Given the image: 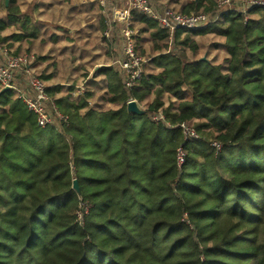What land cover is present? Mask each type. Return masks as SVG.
<instances>
[{
	"label": "trees",
	"instance_id": "obj_1",
	"mask_svg": "<svg viewBox=\"0 0 264 264\" xmlns=\"http://www.w3.org/2000/svg\"><path fill=\"white\" fill-rule=\"evenodd\" d=\"M169 1L218 18L172 32L134 9L136 49L150 42L156 54L132 87L114 64L77 96L38 73L54 118L41 127L0 86V264H264V5ZM2 5L0 45L40 33L18 0ZM204 34L224 61L188 55ZM97 90L107 106L93 103ZM131 99L148 100L145 113L128 111ZM183 122L198 136L186 137Z\"/></svg>",
	"mask_w": 264,
	"mask_h": 264
},
{
	"label": "rangeland",
	"instance_id": "obj_2",
	"mask_svg": "<svg viewBox=\"0 0 264 264\" xmlns=\"http://www.w3.org/2000/svg\"><path fill=\"white\" fill-rule=\"evenodd\" d=\"M93 1L94 2H91V0H33L31 3H28L29 2L28 0H22V4L25 8H28L29 5L31 8V5L36 3L39 7L44 8L47 12H46V17L45 15L40 17L38 13L35 16L34 14H32V20L33 18L35 19L37 17L36 22H33V23L35 24L36 28L40 30V33L36 35L29 34V37L32 38L30 39L29 42L25 40H23L21 43L18 42L19 44L16 42L17 45H20L19 53L33 55V60H32L33 62L31 65L34 66L36 62L41 63V67H40L41 70L39 74L42 73V74L51 75V77L54 78L53 79L54 82L64 85V89H67L71 87V85H74L73 87H74V90L76 91L77 87L80 86L82 83H84L85 80L89 77V75H93L99 69L98 66L104 65V63H101L100 65H98L100 57L98 54H94V53H96L95 51H96V46L98 43L101 42L104 45L103 49L106 45L105 44L106 41L103 40V35H104V30H105V28L102 27L103 21L105 20L106 17L111 18L113 5L115 4V6H122V1L112 0L114 1L112 2L111 0H108L106 7H105V9H107L106 12L102 11V9L104 8L101 4L97 3V1L95 0ZM155 1H154L155 4H157L159 8L161 9L163 7H167V8L173 7L175 9L181 8L179 3H172L169 0H155ZM75 3H77L76 7H78L81 3L83 4L82 6H86L87 4L89 5V3H93L94 4L93 7H95L94 8L95 11L94 10L93 11L99 13V14L94 13L92 17L85 16L86 21H89L91 18L94 20V22L87 23L89 26L88 25H86L87 27L85 26L86 29H90L92 30V32L91 31L89 32L84 29H83L84 31L83 30L79 31L80 33H83L84 35L82 42L79 43V50H80V46H83V43L85 47V49H83L82 51L81 60H79L80 62H77L76 64L77 57H74L72 60L70 56L61 57L59 55L53 56L56 58L53 60H49L53 58L49 54H51L53 50L54 52H56V49H54V47L60 48V47H57L56 45L58 44L61 45L62 43L61 40H63L64 38H65L64 41L70 40L68 38H70L71 36H70L69 31L62 30L63 28H65L64 26L58 25L55 28V26H50V25H47L46 23L43 24L44 18L51 19L52 23L61 24L63 23L62 21L64 20L63 19L64 13L62 11L66 12L67 8H71L73 4ZM247 5H248V0H234L233 2L232 1L230 2V5L228 7L241 10V9H246ZM63 6L67 7L65 8L66 10L63 9ZM3 13H4V9L2 5V0H0V15H2ZM90 24L92 26H90ZM60 28L62 30L61 33H63L62 37H59L58 39L59 41H53L52 42L53 44H50L51 35H53V37L55 38L58 33L57 31L60 30ZM133 28H134V33L138 34L139 27H137V24L133 23ZM115 29H116V26H114V30ZM118 29H119V33H121V28H118ZM10 31L11 30H9L8 32ZM144 36L148 37L149 34L148 33L144 34ZM112 37L113 36L110 35V38ZM116 38H118L117 35H116ZM195 39H197L200 46L196 53H193L190 49L186 48V51L190 57L209 58L217 62L224 61L225 55H226L225 50L223 48H218L215 46V43L219 41L218 38H216L212 34H204V35L195 37ZM112 41L113 42L115 41L114 37L112 38ZM118 42L120 44L123 43L124 45V38L122 40H118L117 43ZM16 44L13 47H10L9 45H5V47L14 50V47L16 48L17 46ZM3 46L4 45H0V56H2L1 48ZM48 47H51V48H48ZM143 47L145 48L146 53L142 55L145 61H147V66H146L145 71H152V68L154 67V65L150 63V59L156 53L152 49V45L150 42H145L143 44ZM98 79L101 80L102 78H98ZM45 83L47 82L45 81ZM102 93L103 92L100 90H97L94 93L95 96L93 95L94 96L93 103L98 104V105L107 106V104L102 102V100L99 98V96ZM74 95L77 96V94L75 93ZM149 99H151V97H149ZM165 99L168 102L169 96L166 95ZM147 101L148 100H146L143 104H139L140 107H142L143 109L146 108Z\"/></svg>",
	"mask_w": 264,
	"mask_h": 264
},
{
	"label": "built area",
	"instance_id": "obj_3",
	"mask_svg": "<svg viewBox=\"0 0 264 264\" xmlns=\"http://www.w3.org/2000/svg\"><path fill=\"white\" fill-rule=\"evenodd\" d=\"M103 6V12L108 0H97ZM122 6L112 7V16L106 22L109 26L104 31L105 35H110V29L113 22H117L121 26V34L124 38L123 56L118 58L115 62L123 69L125 74V84L132 87L141 77L143 73L144 57L138 53L136 49L135 33L132 22V11L138 10L156 18L163 26L174 31L177 28L189 29L205 26L210 22L217 20L218 15L211 17L207 13H185L175 11L172 8H165L159 11L149 0H121ZM232 0H221L220 4H229ZM253 5H264V0H248L246 9H241L247 12V9ZM1 55L3 56L0 62V86L15 89L21 96L26 106L36 115L37 122L41 127H46L54 123V118L48 109V102L50 96L46 91L45 81L39 77L38 73L34 70L32 64L33 55L14 53L13 49L3 46L1 48ZM23 72L25 74L24 89L17 83V73ZM86 89L85 82L77 87L74 91L75 94L81 95ZM53 109L59 115L56 106ZM154 118H163L162 114L154 115ZM184 134L186 137H197L198 134L194 127L186 122L181 123ZM214 144L219 147L217 142ZM185 161V152L182 147H179L177 152L178 165H182Z\"/></svg>",
	"mask_w": 264,
	"mask_h": 264
},
{
	"label": "crops",
	"instance_id": "obj_4",
	"mask_svg": "<svg viewBox=\"0 0 264 264\" xmlns=\"http://www.w3.org/2000/svg\"><path fill=\"white\" fill-rule=\"evenodd\" d=\"M28 1H29L28 3H31L33 0H28ZM95 1H97V0H95ZM18 2L20 3L22 11L23 12L27 11L31 15V17H32V14H34V16H35V15H37V13H38V15L40 17H42L43 15H45V17H46V12L47 11L44 8L39 7L36 3L32 4L31 8H30V5L28 6V8H25L23 6V4H22V0H18ZM91 2H94V1L91 0ZM97 3H99V2L97 1ZM76 4L77 3L73 4V6L71 8H67V7L63 6V9L67 8V10L65 9L66 12L62 11L64 13V18H63L64 20L62 21L63 23H61V24L52 23L51 19L44 18L43 24L46 23L47 25L55 26V28L58 25L64 26L65 28H63L62 30L69 31L70 36H71L70 38H68L70 40H65L64 41L65 38L63 40H61L62 41L61 45H59V44L56 45L57 47H60V48L54 47V49H56V52H54V50H53L52 53L49 54V55L52 56V57L53 56H58V55L61 56V57L62 56H70L72 60H73L74 57H77V60H76V64H77V62H80L79 60H81V57H82L81 55H82L83 49H85L84 43H83V46H80V50H79V43L82 42V40L84 38L83 33H80L79 31L84 29V30H87L89 32L90 31L92 32V30L86 29V27H87L86 25H88L87 24L88 22H94V20L92 18L89 21H86L85 20V16L86 17H92L94 15V13H96V14H99V13L94 12L95 11L94 10L95 7H93L94 6L93 3H89V5L87 4L86 6H82L83 4L81 3L78 7H76ZM114 6H115V4L113 5V7ZM102 11H103V9H102ZM47 14H49V13H47ZM2 15H0V16H2ZM36 18L35 19L33 18L32 21L36 22V20H37ZM104 21H105V23H107L106 22L107 18ZM117 24H119V23L114 22L112 24V26H111V29H110V35L114 36V34H115V36H114L115 41L114 42L112 41L111 45H109L106 42L105 43L106 45H105L104 49H103L104 45L101 42L98 43L97 46H96V51H95L96 53H94V54H98L99 57H100L98 65H100L101 63L118 65L115 61L118 58L123 56V43H121V44L119 42L117 43V41L118 40H122L123 37L121 36V33L116 31V29L114 30V26H116ZM90 26H92V25L90 24ZM108 28H109V26H108ZM108 28H106V29H108ZM62 30L60 28V30L57 31L58 32L57 35H56L57 38L56 37L54 38L53 35H51L50 44H53L52 43L53 41H59L58 40L59 37H62V34H63V33H61ZM116 35L118 36V38H116ZM30 39H32V38H30ZM15 44H16V42H15ZM48 48H51V47H48ZM102 49H103V51H102ZM55 58L56 57H53V58H51L49 60H53ZM2 60H3V56H0V62H2ZM100 66H98V67H100ZM40 67H41V63L40 62H36L34 64V66H33L34 70L37 73L40 72V70H41ZM25 77L26 76H25V74L23 72H18L17 73V80L19 78V79H21V81H23L25 83ZM99 78H101V76H99ZM53 79L54 78L51 77L49 82L54 83ZM46 82H48V81H46ZM18 85H20V84H18Z\"/></svg>",
	"mask_w": 264,
	"mask_h": 264
},
{
	"label": "water",
	"instance_id": "obj_5",
	"mask_svg": "<svg viewBox=\"0 0 264 264\" xmlns=\"http://www.w3.org/2000/svg\"><path fill=\"white\" fill-rule=\"evenodd\" d=\"M6 3H8V0H6ZM5 89H9V87L6 86L3 88V90H5ZM127 108H128V111H131V112H134L137 114L145 113V110L142 107H140V105L138 104V102L135 99H131L128 101ZM73 188L77 192H80V187H79L77 179L73 180Z\"/></svg>",
	"mask_w": 264,
	"mask_h": 264
}]
</instances>
